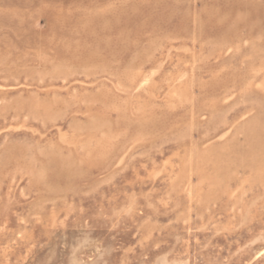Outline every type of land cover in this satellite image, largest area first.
<instances>
[{"label": "rangeland", "instance_id": "rangeland-1", "mask_svg": "<svg viewBox=\"0 0 264 264\" xmlns=\"http://www.w3.org/2000/svg\"><path fill=\"white\" fill-rule=\"evenodd\" d=\"M0 264H264V0H0Z\"/></svg>", "mask_w": 264, "mask_h": 264}]
</instances>
